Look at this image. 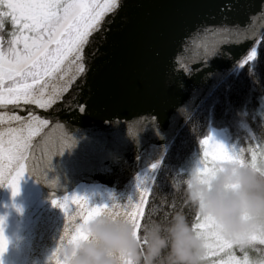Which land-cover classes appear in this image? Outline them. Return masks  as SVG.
<instances>
[{
    "label": "snow or ice",
    "instance_id": "obj_1",
    "mask_svg": "<svg viewBox=\"0 0 264 264\" xmlns=\"http://www.w3.org/2000/svg\"><path fill=\"white\" fill-rule=\"evenodd\" d=\"M124 7V0H0V186L11 189L13 197L19 194L20 182L26 173L56 187V182L49 181L46 175L52 161L49 160L48 167H44L41 163L43 156H63L65 152L76 149L82 138L80 129L64 131L59 137L55 135L58 129L66 128L63 122L56 119L57 112L61 106L71 113L84 115L88 112V101L80 98L81 85L91 70L92 61L100 55V49L106 43L109 27ZM232 9L231 0H226L220 7L221 21L218 24L201 25L186 35L180 42L171 68L174 77L180 71L186 75L204 72L205 82L214 81L203 97L197 92L190 101L193 111L207 105L209 118L219 101L215 97L217 90L221 87L231 90L228 83L230 74L211 70V61L225 57L226 45L250 38L254 45L264 43V27L258 37L254 27L264 21V3L258 12L249 17L247 24L230 23L228 15ZM6 24L11 25L7 33V47L4 46ZM257 56L258 49L254 46L239 67L243 68ZM192 65L199 67L193 68ZM179 87L183 88V84L180 83ZM260 100L264 106V95ZM34 109L49 115L42 118ZM229 111H232L230 106L226 114ZM181 115L189 120L192 118V112L186 107L179 108L167 130L161 127L158 114L141 115L130 121H105L110 127L117 126L118 131L123 130L109 152L113 162L126 164L124 152L129 145L136 148L138 167L134 179L137 198L128 197L126 202H116L113 197L110 204H93L88 196L78 192L53 198L52 205L64 213L65 227L60 237L61 246L56 247L49 257L50 264H67L61 256V249L89 239L83 230L84 225L98 217L110 222H130L139 236L149 185L158 178L156 174L167 153L180 139L176 121ZM255 120L264 126V111L245 107L234 114L231 125L210 126L207 138L199 140L202 154L197 156L194 152L181 165L170 167L179 176L187 172L197 159L200 164L198 171L202 174L215 171L214 163L209 165L210 161L218 159L257 165V152L249 149V163L243 157L244 149L239 146L243 136L252 134L251 123ZM241 125L247 129L246 133L240 134L235 143L226 144L221 137L231 139L240 133ZM230 129H236L237 133H232ZM148 137L163 143L145 147ZM184 143L181 141L182 146ZM261 154L264 155V150ZM178 183L179 180L175 185ZM3 223L4 218L0 217V256L6 252L9 243L4 235ZM191 227L203 241V261L207 264H264V249L258 247L264 246V233L230 239L211 217H203L198 212L194 214ZM234 246H238L243 253L242 259L232 251ZM249 250L259 252V258L251 259ZM120 264H131V261L121 257Z\"/></svg>",
    "mask_w": 264,
    "mask_h": 264
},
{
    "label": "water",
    "instance_id": "obj_2",
    "mask_svg": "<svg viewBox=\"0 0 264 264\" xmlns=\"http://www.w3.org/2000/svg\"><path fill=\"white\" fill-rule=\"evenodd\" d=\"M225 2L124 0L125 7L109 27L106 43L81 85L80 98L88 101V112L71 113L62 106L57 112L56 119L66 128L58 129L55 135L59 137L64 131L80 129L82 138L76 149L63 156H43L44 167L52 161L46 175L49 181L56 182V187L28 173L15 197L11 189L0 186V217L4 218V235L9 242L6 252L0 256V264H45L48 244L55 241L57 231L65 225L64 213L52 205L53 198L78 192L88 196L93 204H110L113 197L116 202H126L135 186L136 148L129 145L124 152L126 164L113 162L109 152L123 130L118 131L117 126L110 127L105 121H130L141 115L158 114L161 127L167 130L179 108L186 107L193 114L190 104L193 94L198 92L203 97L214 81L205 82L204 72L186 75L180 71L174 77L171 72L174 56L186 35L201 25L221 21L220 7ZM231 3L233 9L228 21L247 24L264 0H231ZM254 27L258 37L264 21ZM254 46L251 38L226 45L225 57L213 59L211 70L232 73ZM180 83L183 88L179 87ZM34 110L42 118L49 115L43 110ZM187 120L186 116H177L179 130ZM162 143L148 137L145 147ZM68 183L71 189L67 188Z\"/></svg>",
    "mask_w": 264,
    "mask_h": 264
},
{
    "label": "clouds",
    "instance_id": "obj_3",
    "mask_svg": "<svg viewBox=\"0 0 264 264\" xmlns=\"http://www.w3.org/2000/svg\"><path fill=\"white\" fill-rule=\"evenodd\" d=\"M194 160L186 177L174 187L183 188L186 202L203 217H211L230 239L264 233V161L252 166L218 159L211 173H200ZM89 239L65 245L67 264H204L203 241L186 216L176 212L166 223L146 221L139 236L130 222L95 218L84 225Z\"/></svg>",
    "mask_w": 264,
    "mask_h": 264
},
{
    "label": "trees",
    "instance_id": "obj_4",
    "mask_svg": "<svg viewBox=\"0 0 264 264\" xmlns=\"http://www.w3.org/2000/svg\"><path fill=\"white\" fill-rule=\"evenodd\" d=\"M255 47L258 49L257 59L248 61L243 68L238 66L230 73L228 83L231 84V90L226 91L224 87H221L215 93V97L219 101L214 106L211 118H209L207 105H205L204 108L195 111L192 118L188 119L180 129V139L177 140L176 146L167 153L161 169L156 174L158 178L152 182L150 192L146 194L145 215L142 218V225L148 220L166 223L176 212H182L191 225L196 210L186 202L183 188L177 190L174 187L177 180L182 181L186 177L187 172L176 176L173 167L181 165L194 152L197 156L202 154L199 140L207 138L210 126L231 125L234 114L245 109V107L256 109L257 112L259 110L264 111V106L260 100V97L264 95V43L256 44ZM229 106L232 111L226 114V109ZM230 130L232 133H237L236 129ZM251 130L252 134L243 136L239 145L244 149L245 161L249 163L251 162L249 149H254L257 152L259 148H264V126H261L259 120H255L251 123ZM246 131L247 129L241 125L240 133L233 135L231 139L226 137L227 143L229 145L235 143L240 138V134L246 133ZM181 141L185 142L183 146ZM257 164H259L258 161ZM237 250L239 251V249ZM250 251L252 252V250ZM255 255H258V258L260 256L259 253H255Z\"/></svg>",
    "mask_w": 264,
    "mask_h": 264
},
{
    "label": "bare ground",
    "instance_id": "obj_5",
    "mask_svg": "<svg viewBox=\"0 0 264 264\" xmlns=\"http://www.w3.org/2000/svg\"><path fill=\"white\" fill-rule=\"evenodd\" d=\"M67 188L68 189H71L72 188V185L70 183L67 184ZM128 197H132L133 200H135L137 198V194H136V190H135V186L134 188L130 191V194ZM127 200V199H126ZM79 221V219L77 220ZM64 227L65 225H63L59 231H57V234H56V238H55V241L53 243H49L48 246H47V249L45 251V254H44V257L45 260L43 263L45 264H48L49 262V257L47 256V254H50L53 252V250L58 247V246H61V241H60V237L63 235V230H64ZM64 243L66 244V241H64ZM50 264V262H49Z\"/></svg>",
    "mask_w": 264,
    "mask_h": 264
},
{
    "label": "rangeland",
    "instance_id": "obj_6",
    "mask_svg": "<svg viewBox=\"0 0 264 264\" xmlns=\"http://www.w3.org/2000/svg\"><path fill=\"white\" fill-rule=\"evenodd\" d=\"M5 47H7V45L5 46ZM223 140H224V142L226 143V144H228L227 143V139H226V136L225 137H221ZM207 147V146H206ZM262 150H264V148H259L258 149V151H257V161L260 163L261 161H264V155H262L261 154V152H262ZM211 163H215V162H211L210 161V165L209 166H211ZM151 184V183H150ZM259 248H261V249H264V247H262V246H258ZM237 249H239L238 248V246H234V248H233V252H234V254L237 256V258H240V259H242L243 258V253H241V252H239ZM239 252V253H238ZM253 252V253H252ZM252 252L250 251V252H248V254H249V257L251 258V259H257L258 258V255H255V253H259V252H257V251H253L252 250ZM259 255H260V253H259ZM213 259H219V257H213ZM204 264H207V262H204Z\"/></svg>",
    "mask_w": 264,
    "mask_h": 264
},
{
    "label": "flooded vegetation",
    "instance_id": "obj_7",
    "mask_svg": "<svg viewBox=\"0 0 264 264\" xmlns=\"http://www.w3.org/2000/svg\"><path fill=\"white\" fill-rule=\"evenodd\" d=\"M11 30V25L10 24H6L5 25V31H4V35H5V45H7L6 41H7V33Z\"/></svg>",
    "mask_w": 264,
    "mask_h": 264
}]
</instances>
